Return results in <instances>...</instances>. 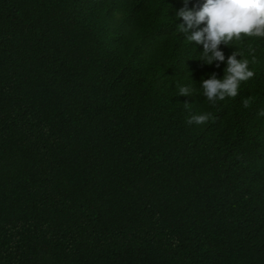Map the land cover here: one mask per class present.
<instances>
[{"label": "trees", "instance_id": "1", "mask_svg": "<svg viewBox=\"0 0 264 264\" xmlns=\"http://www.w3.org/2000/svg\"><path fill=\"white\" fill-rule=\"evenodd\" d=\"M182 6L0 0V264H264V40L210 104Z\"/></svg>", "mask_w": 264, "mask_h": 264}, {"label": "clouds", "instance_id": "2", "mask_svg": "<svg viewBox=\"0 0 264 264\" xmlns=\"http://www.w3.org/2000/svg\"><path fill=\"white\" fill-rule=\"evenodd\" d=\"M189 0H183V6L176 11V18L182 19L177 24L179 31L190 43L202 45L199 53L203 63L219 67L226 63L224 75L218 78L215 72L202 79L200 87L202 94L210 104H216L228 97L239 94L240 85L253 78L255 73L249 67L254 62L255 49L249 45L253 54L250 61L235 42L247 39L264 40V0H203L199 6L190 8ZM202 25V26H201ZM235 44L237 50L225 57L220 45ZM241 58H237V57ZM177 95L193 96L194 89L185 84L178 88ZM191 103L184 102L186 108ZM244 107L249 106V100L243 101ZM211 113L194 114L188 118V124H205L211 118ZM259 115L264 116V110Z\"/></svg>", "mask_w": 264, "mask_h": 264}]
</instances>
